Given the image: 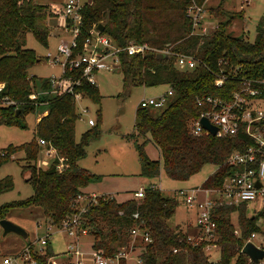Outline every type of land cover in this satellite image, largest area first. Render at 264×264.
Segmentation results:
<instances>
[{
	"label": "trees",
	"instance_id": "trees-1",
	"mask_svg": "<svg viewBox=\"0 0 264 264\" xmlns=\"http://www.w3.org/2000/svg\"><path fill=\"white\" fill-rule=\"evenodd\" d=\"M204 2L90 0L80 11L82 25L77 50L81 51L88 30L101 23L102 33L114 46L121 48L117 52L122 88L119 97L127 96L133 86L171 87L172 94L165 106L138 107L135 111L134 130L127 137L133 141L138 153L141 175L156 177L164 174L170 180L185 181L210 164L214 170L200 187L218 189L235 171L228 164V157L234 151L245 150L254 141L243 130L224 137L193 134L191 125L200 112L195 107V99L203 94L228 98L238 89V82L233 79L227 80L221 88L215 87L214 73L221 70L240 72L252 78L264 77V17L256 26L253 40L227 30L233 15L217 23L206 34L193 33L187 9L193 4L203 6ZM61 12L62 8L58 9L56 5L48 7L33 0H0V84H3L0 124L16 123L23 114L35 112L41 104L46 108V113L36 123L31 140L20 146H10L0 154V159H7L14 152L22 151L24 171H30L28 182L33 187V194L28 198L0 203V220L13 206L35 205L41 207L45 222L57 228L65 220L77 216L80 226L93 236L92 250L107 257L131 250L140 259V264H253L241 250L250 235L260 231L256 221L264 219V199L256 215L246 213L247 202L215 204L211 214L216 223L213 243L219 251V259L215 262L210 261L204 251L205 242L193 245L187 241L189 234L180 226H169L167 220L174 214L179 199L176 195H164L155 185L146 187L140 199L119 202L112 196H100L95 201L86 198L81 205L80 201L76 202L78 196L87 195L81 188L93 178L78 162L85 157L86 146L98 132L87 128L79 141L76 140L75 123L79 113L74 93L98 104L99 88L74 70L65 74L74 80L80 79L73 93L51 94L49 78L35 80L29 77L28 68L40 58L34 50L24 46L25 35L31 33L47 47L50 30L46 19L50 15L59 16ZM130 44L147 48L142 53L128 54L125 47ZM158 53L165 56L157 58ZM178 54L195 58L198 61L196 67L178 70L175 65ZM35 89L46 92L45 96L40 100L32 98ZM138 137L142 142L137 141ZM39 140H44L45 144H39ZM147 142L156 149L158 160H150L146 155L144 146ZM48 150L54 152L52 161L45 168L37 167V162L42 159L41 151L45 154ZM10 186L9 178L0 179V193ZM235 211H238L236 224L231 220V213ZM133 228L141 234L146 232L151 241L134 240ZM234 230H238L237 235ZM48 243L45 253L34 257L40 264H47L55 256ZM173 248H177V252L173 253ZM124 263L125 259L120 258L118 264Z\"/></svg>",
	"mask_w": 264,
	"mask_h": 264
},
{
	"label": "rangeland",
	"instance_id": "rangeland-1",
	"mask_svg": "<svg viewBox=\"0 0 264 264\" xmlns=\"http://www.w3.org/2000/svg\"><path fill=\"white\" fill-rule=\"evenodd\" d=\"M37 4L63 7L64 0H33ZM222 12H219L220 10ZM203 23L197 27H205L207 32L216 27V24L224 21L233 15L227 30L234 35H244L250 40L256 35V26L264 17V0H252L244 3L242 0H205L204 2ZM61 18L58 15H50L46 19L50 33L61 26ZM58 32H61L59 29ZM60 38L59 36H57ZM58 38L50 34L47 40V47L41 45L31 33L24 37V46L35 51L40 58L39 62L34 63L27 70L29 77L35 80L59 76L61 66L49 63L45 56L47 52L53 53L58 44ZM96 85L101 95L99 103H94L89 98L82 97L76 100L79 118L75 123V138L79 141L82 133L87 128L95 129L97 137L86 146L85 157L79 160L78 165L86 169L93 175V178L81 188V191L90 197L96 194L97 197L112 196L119 202H124L134 198L133 192L138 187H148L151 184L157 186L164 195H175V190L180 188H194L201 185L205 179L213 172L214 166L207 164L199 172L185 181L170 180L164 174L156 177H145L141 175V165L138 153L133 141L127 135L134 130L135 111L139 101L143 97L158 96L163 94L168 87L158 86H133L130 93L125 97H119L122 92L121 74L119 71L107 72L99 71L96 74ZM32 98L40 100L44 93L39 89L34 90ZM170 100V96L167 101ZM167 103V102H166ZM45 105L41 104L35 112H27L13 124H0V154L6 152L10 146H20L31 140L34 136L35 126L38 117L44 114ZM88 120H93L94 124L87 127ZM142 142V138H137ZM146 155L150 160H158V154L154 146L147 142L144 146ZM43 153V154H42ZM22 151H16L12 157L0 159V179L9 178L11 186L6 191L0 193V203H9L30 197L33 194V187L30 182L25 181L24 167L25 160ZM42 159L37 162V167H47L53 156H49L41 151ZM216 204L221 199L213 194ZM174 214L167 220L169 226H185L189 235L195 232L193 223L195 222V210L188 208L180 198ZM83 200L79 205L83 204ZM262 208V201H251L247 203L246 213L256 215ZM238 211L231 213V220L236 224ZM6 219L22 227L27 233V237L10 232L2 235L0 228V259L10 257L12 264H19L21 254L26 253V249L31 257L42 255L46 251V245L41 246L38 239L46 232L50 233L49 247L55 255L53 258L57 264H73V257L68 253L69 242L72 238L68 237L63 228L51 226L46 230L45 217L41 207L13 206L6 212ZM260 231L255 232L252 242L257 247L264 246V219L258 218L256 221ZM187 227V228H186ZM238 231V230H237ZM78 249L81 251H92L93 236L89 233L81 234L74 238ZM31 244L30 247L28 245ZM205 251V250H204ZM130 252V253H129ZM208 257L210 261L219 259L217 245L209 248ZM124 264H139L138 256L128 251ZM90 261L91 257L87 256ZM215 260V261H214ZM264 263V259L262 260ZM231 264H233L231 262Z\"/></svg>",
	"mask_w": 264,
	"mask_h": 264
},
{
	"label": "built area",
	"instance_id": "built-area-1",
	"mask_svg": "<svg viewBox=\"0 0 264 264\" xmlns=\"http://www.w3.org/2000/svg\"><path fill=\"white\" fill-rule=\"evenodd\" d=\"M252 0H242L244 3H250ZM90 3V0H64L61 18V26L50 33L58 38V44L53 53L47 52L45 59L53 64L61 66L59 76L48 77L51 83V94L62 91L73 93L76 86L80 84V79L74 80L70 76H65L67 72L78 70L81 78L90 84H96V74L99 71L114 72L118 69L117 52L121 48L114 46L111 39L99 31L97 26L88 30L87 36L82 42L81 51L77 50L78 36L82 25L81 8L84 4ZM204 5H191L187 9V15L192 20V32H197V27L203 23ZM59 29L61 32H58ZM206 34L205 27L199 30ZM147 47L145 45L130 44L125 47L128 54L142 53ZM197 60L192 56L178 54L176 67L178 70H191L197 65ZM240 73V72H239ZM238 72L230 73L219 71L214 73V85L217 88L224 86L225 82L233 79L238 82V89L231 92L228 98L215 96L212 94H203L195 99V107L200 110L199 116L193 120L191 132L195 135L202 133L210 134L199 123L201 118L217 128L216 137L234 135L238 130H243L254 141L253 145L248 146L243 151H234L227 159L228 164L235 168L233 174L227 177L218 189H203L201 187L189 189H177L175 195L191 209L195 210L196 234L188 235L187 241L193 245L205 242L204 250L215 248L213 242L216 239V223L212 218V210L216 204L213 194L217 195L222 202L228 205H238L241 202H251L264 199V77L252 78L241 75ZM3 84H0V94ZM41 92V91H40ZM42 93H46L43 92ZM172 89L169 87L163 94L158 96L143 97L139 101V108H161L165 106L167 98L171 96ZM31 97H34L33 95ZM75 100L81 98L78 93H74ZM11 103V101H6ZM94 124L93 120H88V126ZM39 144L44 145V140H39ZM49 156H53L52 150L45 151ZM259 182V186L255 185ZM145 187H139L134 191V199H140L144 196ZM88 198L95 201L97 195L90 197L78 196L77 201ZM51 224L46 223V230L49 231ZM67 236L72 238L69 242L68 253L73 257V264H118L120 258H126L128 252H119L114 256H104L99 251L92 250L90 253L91 261L83 259L85 252L78 249L74 238L81 234H86V228L81 227L77 216L65 220L61 226ZM237 235L238 231L234 230ZM133 239H142L144 243L151 240L146 232L142 233L137 229L131 230ZM255 233L245 241L252 242ZM50 233L46 232L44 236L38 239L41 246H45L49 241ZM30 247V246H28ZM173 248L172 252H177ZM19 264H40L37 259L31 257L28 249L25 254H21ZM53 258V257H52ZM54 259V258H53ZM215 261V260H214ZM13 259L3 257L0 264H12ZM140 264V259L138 258ZM260 264H264L260 261Z\"/></svg>",
	"mask_w": 264,
	"mask_h": 264
},
{
	"label": "water",
	"instance_id": "water-1",
	"mask_svg": "<svg viewBox=\"0 0 264 264\" xmlns=\"http://www.w3.org/2000/svg\"><path fill=\"white\" fill-rule=\"evenodd\" d=\"M97 29L99 31H103V24L98 23L97 24ZM163 56H165L163 53H158L156 55L157 58H162ZM39 62V61H38ZM18 112V111H17ZM200 125L207 130L212 136H214L216 134L217 128L210 124L207 119L205 118H201L199 120ZM88 127V125H87ZM24 177H25V181L28 182L31 178V173L29 170H26L24 172ZM255 185L258 187L259 186V182L257 181L255 183ZM0 228L2 229V235H6L7 233L13 232L16 233L20 236H22L23 238L27 237V233L25 232V230L20 227L19 225L13 223L12 221L3 218L0 220ZM242 253H244L245 255H247V257L250 259V261L253 264H259L260 261H262L264 259V247H257L253 242H246L241 250ZM47 264H57L55 262V260L53 258H50L47 262Z\"/></svg>",
	"mask_w": 264,
	"mask_h": 264
},
{
	"label": "crops",
	"instance_id": "crops-1",
	"mask_svg": "<svg viewBox=\"0 0 264 264\" xmlns=\"http://www.w3.org/2000/svg\"><path fill=\"white\" fill-rule=\"evenodd\" d=\"M56 38V37H55ZM46 110V108L44 109V111ZM46 113V111L44 112V114ZM43 114V115H44ZM38 119H39V117H38ZM37 119V120H38ZM158 154V153H157ZM152 185H154V184H152ZM141 187V186H140ZM196 187H200V185H198V186H196ZM196 187H194V188H196ZM139 188V187H138ZM180 189H189V188H180ZM136 191V190H135ZM134 193V192H133ZM93 195H96V194H93ZM193 226H194V229H195V232H194V234H196V232H197V229H196V227H195V222L193 223ZM184 228H183V230L186 232V233H188L187 232V230H185V226H183ZM187 228V227H186ZM49 242V241H48ZM83 252H85V255H84V257H83V259L84 260H86L85 258L87 257V256H90V253H91V251L90 252H86V251H83ZM87 262H89L88 260H86ZM91 261V260H90ZM57 263V262H56Z\"/></svg>",
	"mask_w": 264,
	"mask_h": 264
}]
</instances>
